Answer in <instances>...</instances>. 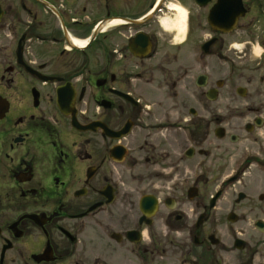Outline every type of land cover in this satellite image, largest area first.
I'll use <instances>...</instances> for the list:
<instances>
[{
    "label": "flooded vegetation",
    "instance_id": "obj_1",
    "mask_svg": "<svg viewBox=\"0 0 264 264\" xmlns=\"http://www.w3.org/2000/svg\"><path fill=\"white\" fill-rule=\"evenodd\" d=\"M257 258L264 0H0V264Z\"/></svg>",
    "mask_w": 264,
    "mask_h": 264
},
{
    "label": "rangeland",
    "instance_id": "obj_2",
    "mask_svg": "<svg viewBox=\"0 0 264 264\" xmlns=\"http://www.w3.org/2000/svg\"><path fill=\"white\" fill-rule=\"evenodd\" d=\"M260 53H261V50L257 49L256 50V54L260 55ZM216 185H217L216 189H219V187L221 186L220 183H218ZM216 185H214V188H215ZM224 185L226 187V188H224L225 190H228L230 192H233V191L237 192V191H240V190L245 191V190L251 189V187L253 186V183H251V181L245 180V181H242L240 183H236V182L235 183H225ZM214 188L209 187L208 190L209 191H214ZM225 210L230 211V208H229L226 200L222 201L221 208L216 212V218L221 217L220 215L224 216L228 212L227 211V212L223 213ZM237 255H238V253L230 254L229 260L230 259L234 260L237 257ZM255 264H264V258H257Z\"/></svg>",
    "mask_w": 264,
    "mask_h": 264
},
{
    "label": "water",
    "instance_id": "obj_3",
    "mask_svg": "<svg viewBox=\"0 0 264 264\" xmlns=\"http://www.w3.org/2000/svg\"><path fill=\"white\" fill-rule=\"evenodd\" d=\"M241 8H242V5H241V3H239L240 13L238 14V19L241 17V15H243L241 13ZM219 15H220V12H218V6H216L212 10L211 16L209 18V23L214 29H218V30H221V31H226V32L228 31L229 32V31H232L233 29H235L237 27L236 25H237L238 21H237L236 14H235L234 21L221 20L218 17Z\"/></svg>",
    "mask_w": 264,
    "mask_h": 264
}]
</instances>
